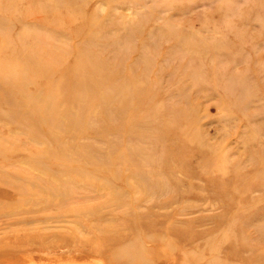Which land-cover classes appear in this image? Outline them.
I'll return each instance as SVG.
<instances>
[{
	"label": "rangeland",
	"instance_id": "374dc122",
	"mask_svg": "<svg viewBox=\"0 0 264 264\" xmlns=\"http://www.w3.org/2000/svg\"><path fill=\"white\" fill-rule=\"evenodd\" d=\"M137 251L264 264V0H0V264Z\"/></svg>",
	"mask_w": 264,
	"mask_h": 264
},
{
	"label": "bare ground",
	"instance_id": "6f19581e",
	"mask_svg": "<svg viewBox=\"0 0 264 264\" xmlns=\"http://www.w3.org/2000/svg\"><path fill=\"white\" fill-rule=\"evenodd\" d=\"M92 65H93V71L96 73V74H98L99 73V70H97V68L99 67V61H93L92 62ZM100 69V68H99ZM6 194V193H5ZM150 227V226H149ZM186 236H188V235H186ZM185 236V237H186ZM181 237V236H180ZM190 237V236H189ZM181 238H183V237H181ZM188 238V237H187ZM187 238H186V240H187ZM167 252H169V251H167ZM163 255H165V254H163ZM167 255V254H166ZM167 257V256H166ZM165 258V257H164ZM3 259V258H2ZM1 259V260H2ZM5 259V258H4ZM7 259V258H6ZM9 259V258H8ZM131 259V258H130ZM138 259H139V262H138ZM167 259H168V257H167ZM114 263H116V261L114 260L113 261ZM118 262V261H117ZM131 264H138V263H140V264H145V262L146 261H143V257L141 258V254H140V251H137V253H135V258L134 259H132L131 260ZM110 264H111V261H110ZM113 264V263H112Z\"/></svg>",
	"mask_w": 264,
	"mask_h": 264
}]
</instances>
